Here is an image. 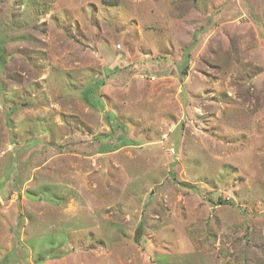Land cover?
I'll return each instance as SVG.
<instances>
[{"label":"rangeland","instance_id":"374dc122","mask_svg":"<svg viewBox=\"0 0 264 264\" xmlns=\"http://www.w3.org/2000/svg\"><path fill=\"white\" fill-rule=\"evenodd\" d=\"M0 264H264V0H0Z\"/></svg>","mask_w":264,"mask_h":264},{"label":"water","instance_id":"95a60500","mask_svg":"<svg viewBox=\"0 0 264 264\" xmlns=\"http://www.w3.org/2000/svg\"><path fill=\"white\" fill-rule=\"evenodd\" d=\"M24 196L32 201L38 200L39 196L32 195L28 192H24Z\"/></svg>","mask_w":264,"mask_h":264}]
</instances>
